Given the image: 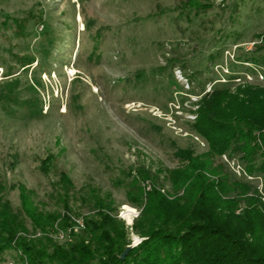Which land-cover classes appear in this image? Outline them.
<instances>
[{
	"label": "rangeland",
	"instance_id": "374dc122",
	"mask_svg": "<svg viewBox=\"0 0 264 264\" xmlns=\"http://www.w3.org/2000/svg\"><path fill=\"white\" fill-rule=\"evenodd\" d=\"M256 47L264 55V0H0L5 198L19 212L18 186L25 187L34 205L57 213L45 233L64 245L92 213L83 202L90 193L109 197L133 247L143 239L133 226L148 225L154 215L141 219L144 196L129 201L116 185L122 172H147L138 185L142 194L154 189L175 201L184 189L174 190L169 173L181 167L174 154L182 149L203 158L210 179L218 170L230 182L246 183L237 158L203 157L207 145L189 124L200 97L223 84L230 68L249 83H264V64L247 70L236 62ZM61 174L71 182L67 203L79 218L60 206ZM248 184L247 195L230 190L224 199L256 197L264 207L262 181ZM245 205L242 200L236 214ZM63 217L77 221L65 227ZM25 222L23 237L44 235ZM4 258L13 263L17 254Z\"/></svg>",
	"mask_w": 264,
	"mask_h": 264
},
{
	"label": "trees",
	"instance_id": "16d2710c",
	"mask_svg": "<svg viewBox=\"0 0 264 264\" xmlns=\"http://www.w3.org/2000/svg\"><path fill=\"white\" fill-rule=\"evenodd\" d=\"M260 50L256 47L236 62L247 70L258 68L264 64V55L258 54ZM195 105V119L189 126L207 145L208 154L203 157L237 158L244 177L262 181L263 195L264 83H249L230 68L225 82L204 93ZM174 155L181 167L169 173L171 185L174 190L184 189V196L175 201H169L154 189L142 194L139 187L147 180V172L125 171L118 178L116 185L124 186L130 202L138 204L144 196L141 219L147 213L154 215V221L148 225L133 226L134 232L143 238L133 247L109 197L90 193L88 199L80 201L89 203L85 206L92 213L82 219L81 232L63 245L45 233L60 219L57 213L34 205L31 193L23 186H18L20 211L15 212L0 187V263H6L5 253L14 251L17 254L14 264H264V207L260 199L244 197L246 205L238 214L242 200L235 196L224 199L230 190L247 195L252 190L250 180L230 182L218 170H212L216 171L212 180L205 175L208 165L203 158H193L190 150L182 149ZM49 169L50 164L42 161V173L47 176ZM70 188V180L61 174L55 188L61 198L60 206L79 218L82 215L79 210H72L67 203ZM253 192L257 194L256 190ZM25 221L32 230L44 235L34 240L23 237L28 231ZM73 222L63 217L58 223L72 228Z\"/></svg>",
	"mask_w": 264,
	"mask_h": 264
},
{
	"label": "water",
	"instance_id": "95a60500",
	"mask_svg": "<svg viewBox=\"0 0 264 264\" xmlns=\"http://www.w3.org/2000/svg\"><path fill=\"white\" fill-rule=\"evenodd\" d=\"M129 249H130V248H127V249L123 252V254L121 255V259H123V258L125 257V255H126L127 252L129 251Z\"/></svg>",
	"mask_w": 264,
	"mask_h": 264
},
{
	"label": "built area",
	"instance_id": "2783aa9c",
	"mask_svg": "<svg viewBox=\"0 0 264 264\" xmlns=\"http://www.w3.org/2000/svg\"><path fill=\"white\" fill-rule=\"evenodd\" d=\"M260 79H262V76H260L259 77ZM74 222H76L77 220H75L74 218L72 219ZM79 222V221H78ZM60 233H62V232H60ZM0 264H13V263H8V262H6V263H0Z\"/></svg>",
	"mask_w": 264,
	"mask_h": 264
},
{
	"label": "bare ground",
	"instance_id": "6f19581e",
	"mask_svg": "<svg viewBox=\"0 0 264 264\" xmlns=\"http://www.w3.org/2000/svg\"><path fill=\"white\" fill-rule=\"evenodd\" d=\"M131 213V212H130Z\"/></svg>",
	"mask_w": 264,
	"mask_h": 264
}]
</instances>
